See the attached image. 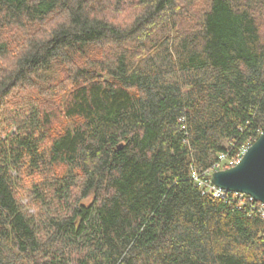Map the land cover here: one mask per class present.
Here are the masks:
<instances>
[{"label": "trees", "instance_id": "1", "mask_svg": "<svg viewBox=\"0 0 264 264\" xmlns=\"http://www.w3.org/2000/svg\"><path fill=\"white\" fill-rule=\"evenodd\" d=\"M195 1L0 0V264H264L191 175L264 132V0Z\"/></svg>", "mask_w": 264, "mask_h": 264}, {"label": "water", "instance_id": "2", "mask_svg": "<svg viewBox=\"0 0 264 264\" xmlns=\"http://www.w3.org/2000/svg\"><path fill=\"white\" fill-rule=\"evenodd\" d=\"M211 181L217 187L243 193L264 205V132L248 145L236 165L213 171Z\"/></svg>", "mask_w": 264, "mask_h": 264}, {"label": "built area", "instance_id": "3", "mask_svg": "<svg viewBox=\"0 0 264 264\" xmlns=\"http://www.w3.org/2000/svg\"><path fill=\"white\" fill-rule=\"evenodd\" d=\"M247 147L248 145L243 146L242 148H240V150L237 153H230V154L219 153L217 156V161L213 164V166L210 169L206 170L202 174V176H199L195 171H192L191 175L193 179L196 181V184L200 188H202L203 192L209 193L213 197H216V198H223L226 195L227 191L224 190L223 188H220L214 185L211 181L210 175L215 170H218L221 168H229V167L236 165L240 161ZM234 193L237 194L238 197H240V199L243 197V195H245L243 193H236V192ZM250 199L252 198L250 197ZM257 202H258L259 211L264 217V205L259 201Z\"/></svg>", "mask_w": 264, "mask_h": 264}, {"label": "rangeland", "instance_id": "4", "mask_svg": "<svg viewBox=\"0 0 264 264\" xmlns=\"http://www.w3.org/2000/svg\"><path fill=\"white\" fill-rule=\"evenodd\" d=\"M203 4H204L203 1L199 0V1L193 2V5L188 6L187 10H186V8H184V9L182 8L183 11H185V12H182L183 15H185V18H183L181 20V21H183V24L185 22H189L190 25L191 24L193 25L194 24V20H195L194 16L195 17L198 16V13L200 12V7H202ZM180 11H181V9H180ZM257 12H258V15H259L260 19L262 20V23H263L261 25V27H262L261 31H263V34H264V10L263 11L260 10V11H257ZM121 16H122V14L117 15L116 13H113L111 15V17L114 19V21L117 20V19H120L119 17H121ZM121 18L124 19L123 17H121ZM181 23H180V26L182 25ZM105 49L107 50L108 47H106ZM221 169H224V168H221ZM20 197H21V202L23 203V206L26 209V211H28L29 213H37L36 210H35L36 209V204H35L34 201L32 203L30 197H28L25 194H21ZM82 201L85 202V203H88L89 202V198L83 199Z\"/></svg>", "mask_w": 264, "mask_h": 264}]
</instances>
